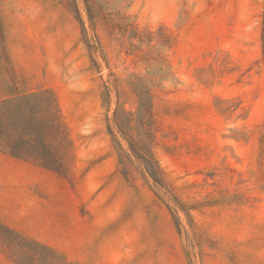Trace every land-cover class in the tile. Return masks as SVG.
<instances>
[{"label": "rangeland", "instance_id": "374dc122", "mask_svg": "<svg viewBox=\"0 0 264 264\" xmlns=\"http://www.w3.org/2000/svg\"><path fill=\"white\" fill-rule=\"evenodd\" d=\"M50 91L58 170L0 148V264H264V0H0V95ZM150 103L155 186L113 122Z\"/></svg>", "mask_w": 264, "mask_h": 264}, {"label": "trees", "instance_id": "16d2710c", "mask_svg": "<svg viewBox=\"0 0 264 264\" xmlns=\"http://www.w3.org/2000/svg\"><path fill=\"white\" fill-rule=\"evenodd\" d=\"M113 122L134 157L143 165L155 186L165 187L163 172L149 142L155 132L149 102L139 100L137 111L115 110ZM67 138V128L50 91H18L0 95V148L8 155L57 171L53 140Z\"/></svg>", "mask_w": 264, "mask_h": 264}]
</instances>
